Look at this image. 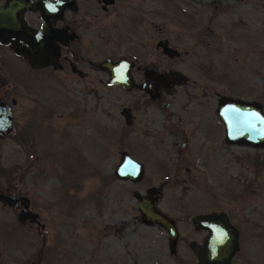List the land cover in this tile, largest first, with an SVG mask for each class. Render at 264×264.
Here are the masks:
<instances>
[{
  "label": "rangeland",
  "instance_id": "374dc122",
  "mask_svg": "<svg viewBox=\"0 0 264 264\" xmlns=\"http://www.w3.org/2000/svg\"><path fill=\"white\" fill-rule=\"evenodd\" d=\"M100 2L78 0L79 18H99ZM107 7L112 13L100 19L115 22L117 32L133 34V47L141 34H148L149 61L158 62L155 42L163 37L181 50L196 48L195 57L163 60L180 63L190 79H201L192 64L209 56L213 109L215 92L255 97L264 107V66L261 62L251 69L249 64L255 53L264 60V0H115ZM25 19L39 26L37 14L27 13ZM81 26L85 34L96 31ZM125 54V47L98 39L90 44L85 36L79 59L68 55L67 63ZM3 63L24 84L17 116L27 131L19 152L13 134L0 143V189L30 198L45 228L38 233L34 225H20L15 210L0 204V264L28 260L43 236V255L50 264H197L186 250V242L197 238L189 218L210 209L227 210L241 231V250L231 264H264V153L259 162L237 158L241 149L224 142L213 112L203 109L200 117V131L210 139L204 143L196 134L186 161L178 164L174 156L168 161L160 157L163 151L144 148L148 138L141 129L126 134L120 109L138 93L110 86L105 73L85 63L78 65L85 78L69 66L36 73L7 55ZM191 126H185L189 133ZM175 140L182 144L181 136ZM122 150L143 163L140 182L115 178ZM151 186L162 193L157 207L177 224L175 256L169 253L166 232L140 221L133 192L145 194Z\"/></svg>",
  "mask_w": 264,
  "mask_h": 264
},
{
  "label": "flooded vegetation",
  "instance_id": "af4514ba",
  "mask_svg": "<svg viewBox=\"0 0 264 264\" xmlns=\"http://www.w3.org/2000/svg\"><path fill=\"white\" fill-rule=\"evenodd\" d=\"M5 0L0 4L2 5ZM99 9L102 11L99 15L100 17L94 18H79L78 10H79V3L78 0H75L74 4L71 6H67L64 8L62 12L61 19L55 20L54 26L58 29L62 30L61 34H56L58 39H55V42L59 44V56L56 61V65H48L45 67H31L27 60L20 54L14 52L11 48L12 43L16 41V38L12 35H8L6 38L0 41V103L6 105L10 110L11 114V130L4 136L0 137V143L9 138L11 134L13 136V145L16 149V152L20 151V145L22 143V134L27 131L24 127L19 126V119L20 116H17L20 111L19 110V103H20V93L21 90H24V84L20 82V78H17L15 73L11 70V68L5 67L3 63L4 55L9 56L13 60L20 59L25 64L29 66L31 72H41L42 70L52 69V70H63L66 69L67 66L73 71V73L77 74L78 76L85 78L87 73L82 71L78 68V65L86 64L90 66L93 70L96 69L98 72H103L107 76V83L110 86L118 87L124 90L126 93H138L137 99L131 102L128 106H124L120 109V115L123 117L125 131L126 134H133L135 130H139L142 132L146 138H148L147 143H143L144 148L152 151H163L160 157H164L165 160L174 159L172 156L175 157V161L179 164V161H186L187 159V150H189V144L192 143L193 140L196 141V134L202 135L201 133V120L200 117L202 115V110L206 111V113L213 112L215 117L217 118L219 124L221 125L223 132H224V142L225 141V131L224 126L220 119L216 114V108L218 106L219 100L222 97L229 96L233 98H239L238 96L232 95H220L218 92H215L214 95L216 96V105L214 109L212 108V65L211 59L209 56H206L204 62H194L192 65L197 68V72L201 76V79H190L188 76L181 72L180 63L172 64L168 62H164L163 60H183L187 55H194L196 48L190 46L188 49L181 50L180 47L175 46L174 44L170 43V41L166 38H159L155 42V50L159 53L157 56L156 61H149L147 60V49H148V34H141L142 39H140L139 43L137 44L138 47L132 46L131 37L133 34H126L125 31H118L116 30V24L109 23V21L102 20L100 18L104 17L106 14L112 13L109 11L108 5H113L115 0L112 4H105L104 0H100ZM27 13L31 12H26ZM32 14H37L38 12H33ZM39 17V15H38ZM106 17V16H105ZM104 17V18H105ZM138 16H136L137 18ZM40 20V19H39ZM81 22L85 23L87 27L91 30L96 29V31H90L92 34H85L83 32ZM41 24V20L39 26ZM38 26V27H39ZM35 27V28H38ZM85 36H87V41L90 44H94L95 40H102L108 43H114L119 45L120 47L126 48L125 56H119L115 58L105 57L100 61H91L90 59L86 61H82L81 64L79 63H67L69 56L77 60V53L82 45V41H84ZM140 37V38H141ZM180 39L178 38L177 42L178 45H181ZM21 42V41H20ZM164 46L172 47L174 50L177 51V54L173 57H170L165 54ZM6 52H5V51ZM181 50V51H180ZM2 52V53H1ZM194 52V53H193ZM253 54V53H252ZM69 55V56H68ZM105 59H110L111 61L117 62L120 60H127V75L129 77L128 81V89L123 88L121 85L110 84L109 83V75L108 72L104 69H100L99 63ZM238 59H235V61ZM261 62L264 66V60L260 59L258 54H253L252 58L249 60V64L251 65V69H258L260 67ZM264 70V69H263ZM151 78V79H150ZM264 78V74H263ZM152 80L155 82V94L151 96L148 92L141 88V85H144L147 81ZM244 101H252L261 102L254 98L249 99H242ZM263 112L264 107L261 104ZM141 113V115H140ZM189 123H192V128L189 133L187 132V128L185 126ZM190 134V135H188ZM176 138L181 136L182 137V144H178V141L175 140ZM204 143L210 139L207 134L202 135ZM180 140V139H179ZM200 142V139H199ZM201 143V142H200ZM229 144V143H226ZM202 145V144H201ZM229 145H236L239 149H241L237 155V158L240 159H251L255 162L260 161L261 152L264 153V147H254L253 145H246V144H229ZM2 146V145H1ZM1 146H0V167H2V158H1ZM245 149L248 151L245 153ZM125 151V150H122ZM131 158L140 162L142 165L143 163L139 161L136 157L131 155L129 151H126ZM187 153V154H186ZM19 161V160H17ZM16 165V162L14 163ZM188 169V168H187ZM189 171V169H188ZM144 177V175H143ZM142 177V179H143ZM141 179V180H142ZM140 180V181H141ZM130 181V180H127ZM139 181V182H140ZM132 182V181H130ZM135 183V182H134ZM138 183V182H136ZM154 187V186H151ZM150 188V187H149ZM156 188V187H155ZM148 189V188H147ZM146 189V190H147ZM158 189V188H156ZM9 188L6 190H1V192L13 195L10 193ZM145 190V193H146ZM159 190V189H158ZM135 192V191H134ZM139 192V191H137ZM161 192V191H160ZM15 196V195H13ZM24 196V195H17L15 197ZM27 197V196H26ZM162 197V193H161ZM160 197V198H161ZM2 205V203L0 202ZM30 198H28V208L32 213H36L34 222H30L27 219L24 223L18 222L20 225H34L37 229V232L40 233L44 228V223L40 221L39 213L35 210H32ZM4 206V205H3ZM5 208H10L15 210L16 212V220L18 213L22 210V206L20 202L16 208L5 206ZM198 214H212L214 218H217V222H223L225 218L229 220V222L235 226L239 231V251L233 256L232 261L238 255L241 250V231L236 225L235 221L233 220L232 214L229 213L225 209H210L204 212H198L194 215ZM193 215V216H194ZM191 216L189 218L191 223ZM34 218V217H33ZM176 224V222H175ZM177 225V224H176ZM192 227V234L197 236V238H190L186 242V250L191 255L192 259L197 262V258L193 253L190 242H195L196 247L197 245H201L205 238L209 237L210 232L207 229H195L191 223ZM177 228V226H176ZM178 231V229H177ZM180 239L179 231H178V241L176 246V253L178 250V242ZM45 237L42 238V246L38 250L37 254L31 256L28 260L23 262L16 261L18 264H50L47 258L43 255V248H44ZM175 253V254H176ZM172 255V254H171ZM174 255V254H173ZM175 256V255H174ZM230 263V264H231Z\"/></svg>",
  "mask_w": 264,
  "mask_h": 264
},
{
  "label": "water",
  "instance_id": "95a60500",
  "mask_svg": "<svg viewBox=\"0 0 264 264\" xmlns=\"http://www.w3.org/2000/svg\"><path fill=\"white\" fill-rule=\"evenodd\" d=\"M74 2L75 0H5L0 5V41L8 35L14 36L16 41L12 43V50L22 55L31 67L55 66L59 56V44L55 39H58L56 34H61L62 30L56 28L54 23L55 20L61 19L64 8ZM113 2L114 0H104L105 4ZM27 11L38 12L41 20L38 28L27 23ZM164 47L166 55L173 57L177 54L172 47ZM127 63L128 61L123 59L117 62L105 59L99 63V67L108 72L110 84L128 89ZM140 87L154 96V81L149 80ZM216 114L224 126L226 143L264 147V112L260 103L225 96L220 98ZM10 130V110L0 103V137ZM113 173L118 180H130L135 183L144 175L143 165L131 158L126 151L120 152L119 162ZM133 197L140 221L147 226L161 227L167 234L169 253L175 254L178 231L175 220L157 207V201L161 197L160 190L150 187L145 194L133 192ZM0 202L13 208L20 202L23 208L17 215V221H36V213H32L28 208V197H15L0 191ZM217 220L212 214H198L191 218L195 229H207L210 232L201 245L196 247L195 242H190L197 264H230L233 256L239 251L238 229L227 218L220 223Z\"/></svg>",
  "mask_w": 264,
  "mask_h": 264
}]
</instances>
